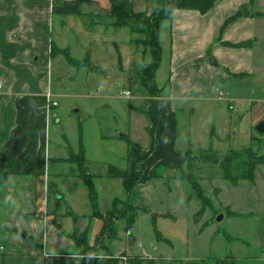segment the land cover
I'll list each match as a JSON object with an SVG mask.
<instances>
[{
  "label": "rangeland",
  "instance_id": "rangeland-1",
  "mask_svg": "<svg viewBox=\"0 0 264 264\" xmlns=\"http://www.w3.org/2000/svg\"><path fill=\"white\" fill-rule=\"evenodd\" d=\"M157 1L134 0L135 11L148 10L145 13L150 16ZM252 7L258 18L253 21L254 27L263 37L260 45L264 46V0H254ZM168 23H161L160 28L164 29ZM55 24L54 37L58 47L64 49L69 45L72 57L77 60H83L90 51L92 67L78 69L64 58L54 60L52 96L58 104L54 109L61 124L53 126V142L68 144L77 150L87 138L89 160L96 159L102 165L121 163L119 168L133 175L144 174L142 160H125L122 163L120 150L129 146L117 144L118 138L101 140L99 126L107 137L119 135L116 132L118 125L121 120L127 121L125 112L131 109L137 119L133 124L136 129L133 138L135 142H144L142 135L146 123L142 115L149 105L146 97L150 98L139 86V73L150 60V54L138 42L145 38L131 34L128 29H105L112 26L110 20L89 14L66 19L65 25L56 19ZM115 43L120 51L122 67ZM258 64L257 75L250 80L232 78L218 81L215 99L221 98L222 102L211 103V100L195 97L177 102V148L183 158L179 165L174 166L183 167L184 180L173 178L174 172H167L153 185H149L150 182L139 185L140 189L133 196L137 210H132L124 202L116 205L118 212L112 211V200L117 197L125 199L124 192L121 186L116 190L99 183L96 185L101 208L97 213L92 210L90 202L83 201V205L75 210L63 201L60 203L61 216L64 217L71 209L74 224L68 227L69 222L60 219L57 227L62 225L66 232L75 236L87 233V255L83 257L94 259L99 253L110 252L119 257L124 253L131 254L129 257L143 256L146 264H202L208 258L210 260L204 264H214L215 259L233 254L241 264H264V165L257 168L253 181L241 182L234 187L222 179L221 167L215 160L223 161L231 155L242 160L264 157V135L255 131L264 109V52ZM156 83L162 90L154 100H159L167 95L169 84L159 78L157 81V75ZM124 91L130 95H123ZM249 96L251 99L245 102ZM230 99L234 100L233 107L224 104ZM221 108H229L231 119L220 116ZM79 136L83 141H79ZM125 138L128 139L127 136ZM63 169L71 176L76 166L68 165ZM92 169L100 173L102 166L94 164ZM102 186L105 189L101 190ZM50 195L52 200L53 192ZM37 205L43 208V200L38 199ZM108 213L111 221L115 222V238L98 244L97 235L103 222L97 221V227L93 224L96 219L107 220ZM220 215L224 218L218 223ZM124 217L129 224L135 221L131 232ZM49 222L39 224L32 239H23V233L27 231L9 230L10 237H17L14 244H10L8 238L0 237V246L17 251V255H8L4 249L0 250V264H44L41 257L30 256L38 249L36 243L44 245L48 252H71L74 247L61 242V236L53 232ZM15 223L11 222L12 225Z\"/></svg>",
  "mask_w": 264,
  "mask_h": 264
},
{
  "label": "crops",
  "instance_id": "crops-1",
  "mask_svg": "<svg viewBox=\"0 0 264 264\" xmlns=\"http://www.w3.org/2000/svg\"><path fill=\"white\" fill-rule=\"evenodd\" d=\"M253 1L221 0L206 14L177 10L172 22L161 29L163 56L157 81L159 78L169 86L167 95L149 103L142 115L146 123L142 135L144 142H135L133 138L136 130L133 124L137 119L131 109L124 110L128 119L121 120L118 125L116 132L119 135L107 137L99 126L101 140L118 138L117 144L125 145L122 138L127 136L133 144L124 150L119 149L123 154L122 163L125 160H142L144 174L161 161L179 165L183 157L177 148V102L191 100L192 97L211 100V103L222 102L221 98L215 99L220 79L250 80L257 75L258 59L264 52V46L260 45L263 37L253 23L255 18L258 19L252 11ZM118 2L137 13L148 11H135L134 0ZM243 5L249 6V17L243 15L240 9ZM87 14L110 20L109 0H0V81L4 85L0 94V237L8 238L10 244L16 243L17 237L9 235L11 230L27 231L23 233V239H32L39 224L46 225L52 220L49 224L53 232L61 236V242L74 249L71 252H48L44 245L36 243L38 249L30 256L41 257L44 264H81L83 259L80 248L64 234L66 229L62 225L57 227L60 219L67 220L68 227H72L71 209H79L83 201L89 204L90 200L87 188L79 178L77 164L67 161L69 149L77 154L80 145L76 150L52 140L53 126L61 122L56 119L57 114L51 106V99L55 101L52 96L54 60L51 58V45L55 42L56 19L65 25L66 19L87 17ZM233 101L230 99L224 104L233 107ZM228 110L222 109L220 116L229 119ZM260 121H264V109ZM62 135L63 132V138ZM83 147L88 172L97 177L96 188V183L116 190L121 186L126 197L122 182L107 178L109 166L114 164L103 166L96 159L89 160L87 138ZM9 164L10 168L4 173ZM94 164L102 166L100 173L92 169ZM68 165L76 166L71 176L63 169ZM119 165L121 163L114 166ZM155 182L159 181L155 179L148 184ZM138 189L137 186L127 198L135 208L133 196ZM50 192L55 195H52V200ZM38 199L43 200V208L37 205ZM61 202L71 208L64 217L59 208ZM97 221L102 222L96 219L93 227H97ZM11 222L16 223L12 225ZM3 249L8 255H17L14 249L0 246V250ZM106 255L99 253L97 256Z\"/></svg>",
  "mask_w": 264,
  "mask_h": 264
},
{
  "label": "trees",
  "instance_id": "trees-1",
  "mask_svg": "<svg viewBox=\"0 0 264 264\" xmlns=\"http://www.w3.org/2000/svg\"><path fill=\"white\" fill-rule=\"evenodd\" d=\"M220 1L221 0H158L152 11V14L147 16V13L145 12L137 13L131 9H127L122 4H120L118 0H109L111 11L109 19L112 26L105 27V29H128L131 34H139L145 38L144 41L138 43L149 50L150 60L141 68V72L139 73V86L145 91L146 96H149L150 98L148 99V97H146L147 103H151L155 98L159 97L162 90L158 88L156 83V75L160 70L163 56L160 40L161 23L172 22L174 13L177 10L196 11L201 14H206L211 11ZM116 48L118 52L119 65L122 67V58L117 45ZM90 57L91 52L89 51L83 60H77L72 57L69 48L61 49L55 42L51 45V58L53 60L57 58H64L69 65L78 69L82 67H92ZM240 77L242 76H238V78ZM80 128L79 131L81 130ZM79 137V141H83L82 137ZM122 139L125 140L129 147L133 146L129 139ZM215 160L216 163H218L221 167L220 175L222 176V179L234 187H237L241 182L253 181L255 179V172L257 168L264 165V157H248L247 160H242L237 156L231 155L223 161L217 159ZM67 161L77 164L78 171L80 173L79 177L83 179V183L88 191L91 208L97 213L101 208L100 196L95 186V179L97 177L88 173L85 150L81 143L77 154L73 153L72 150L69 149V158ZM10 166L11 164L6 167L4 173L8 171ZM167 172H174L175 175L173 178L177 180H184L186 178V176L183 174V167L174 166L171 163L165 161L157 163L148 174H139L137 176L131 174L126 169H122L114 165L109 166L107 178L110 180L121 181L126 194L125 199L115 198L112 201V211L118 212L119 209L116 207V205L124 202L127 203L132 210H137L128 202L127 198L130 196V194L139 185L147 184L155 179H163L164 175H167ZM169 177L170 176H168V178ZM108 216L110 218L108 217L107 220H101L103 222V227L97 236L98 244L115 238V222L111 221L112 218L110 213H108ZM124 220L127 222L128 230L131 231L134 227L135 221L129 224L126 217H124ZM63 232L80 248L82 256L87 255L85 252V249H87V233L75 236L67 233L66 231ZM129 255L131 254L124 253L122 256L116 257L108 252L105 257L96 256L94 259H87L83 257L81 264H146L143 256L135 255L129 257ZM209 260L210 258L204 259L202 264ZM214 264H241V261L231 254L226 256L224 259H215Z\"/></svg>",
  "mask_w": 264,
  "mask_h": 264
},
{
  "label": "water",
  "instance_id": "water-1",
  "mask_svg": "<svg viewBox=\"0 0 264 264\" xmlns=\"http://www.w3.org/2000/svg\"><path fill=\"white\" fill-rule=\"evenodd\" d=\"M241 11L243 13V15L245 17H249L250 13H249V6L248 5H244L242 8H241ZM214 65L217 66V63L214 62ZM255 131L259 134V135H264V121L260 122L256 127H255ZM1 182H2V177L0 176V186H1ZM223 218L224 216L223 215H220L218 218H217V222L218 223H221L223 221ZM25 236V234L23 235Z\"/></svg>",
  "mask_w": 264,
  "mask_h": 264
},
{
  "label": "built area",
  "instance_id": "built-area-1",
  "mask_svg": "<svg viewBox=\"0 0 264 264\" xmlns=\"http://www.w3.org/2000/svg\"><path fill=\"white\" fill-rule=\"evenodd\" d=\"M3 88H4V85H3L2 81H0V94L3 92ZM123 95H125V96H129L130 94H129L128 92L124 91V92H123ZM221 96H222V94H221ZM51 106H52L53 108H55V107L58 106V104H57V102H55V101H53V100L51 99Z\"/></svg>",
  "mask_w": 264,
  "mask_h": 264
}]
</instances>
